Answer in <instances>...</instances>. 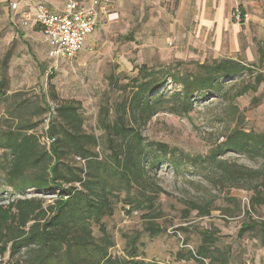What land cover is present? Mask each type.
Returning <instances> with one entry per match:
<instances>
[{"label": "trees", "instance_id": "1", "mask_svg": "<svg viewBox=\"0 0 264 264\" xmlns=\"http://www.w3.org/2000/svg\"><path fill=\"white\" fill-rule=\"evenodd\" d=\"M30 31L40 35L38 27ZM8 58L6 54L0 72V190L16 197L0 195V264H154L145 261L134 244L123 257L113 256L114 241L103 219L121 203L127 213H142L151 237L163 232L155 220L162 217L157 197L166 193L154 171L164 163L174 173L186 172L208 185V198L182 200L183 220L192 211L198 218L216 210L228 217L242 211L245 217L238 236L248 234L264 248V222L251 216V210L264 204V131L247 129L235 104L237 98L264 84V49H258V59L252 64L212 58L186 64H143L135 67L134 75H122L123 83L113 76L109 86L118 95L111 101L108 93L98 106L96 133L84 129L80 103L60 100L51 84L48 95L9 93ZM170 84L175 88L169 90ZM46 97L54 103L46 131L54 139L49 150L40 141L49 112ZM206 98L224 103L218 121L225 129L210 141L205 155L184 153L144 137L143 130L155 115L187 118L196 102ZM227 153L256 166L224 159ZM230 189L250 194L248 209L242 210L240 201L228 193L220 195ZM220 196L227 203L223 209L214 206ZM93 227L98 228L97 238ZM178 230L187 229L180 226ZM198 233L199 245L179 253L180 260L231 263L230 249L217 245V231ZM5 258L12 263H2Z\"/></svg>", "mask_w": 264, "mask_h": 264}, {"label": "rangeland", "instance_id": "2", "mask_svg": "<svg viewBox=\"0 0 264 264\" xmlns=\"http://www.w3.org/2000/svg\"><path fill=\"white\" fill-rule=\"evenodd\" d=\"M161 4L159 0H112L110 11L116 12L117 18L101 21L76 59L56 61L49 58L48 48L41 43L38 33L13 30L7 10L0 3V72L3 66L1 62L8 54L6 74L9 93L23 91L32 95H48L51 84L60 100L80 103L84 129L88 133H96L94 127L98 106L108 93L111 101L118 95L109 86L111 77L123 83L122 75H134L135 67L143 64L150 67L212 59L202 60L194 47L181 43L184 38L165 33L164 22L157 20L155 9ZM254 41L252 57L246 60L241 56L244 63L257 61L258 49H264V33L255 37ZM174 88L168 85L169 90ZM46 101L48 106L54 104L48 97ZM235 104L245 119L247 129L264 131V84L256 91L237 98ZM223 108L224 103L218 98H206L196 102L194 111L187 118L159 113L146 125L143 135L150 141L166 143L184 153L205 155L210 148V141L219 137L225 129V125L218 121ZM223 158L249 167L256 166L234 153H227ZM154 174L156 182L166 193L157 197L162 217L155 220L163 232L151 237L145 231L146 224L141 212L127 213L121 203H116L112 215L103 219L114 241L110 249L113 256L123 257L128 246L134 244L138 254L154 264H195L193 261L180 260L179 253L194 250L200 242L198 231L207 229L217 231L219 247L230 249V264H264V248L258 241L248 234L241 237L237 234L245 217L242 211L228 217L216 210L203 218L196 217V212L192 211L189 218L183 220L181 210L185 206L182 200L208 198V185L186 172L174 173L168 163L159 166ZM187 181H193L194 185ZM6 191L0 190L3 198L16 197ZM211 193L216 195L217 192L211 190ZM224 193L238 199L242 210L248 209V192L230 189L220 195ZM49 198L46 196V199ZM214 206L223 209L227 203L220 196L214 201ZM251 216L264 222V204L251 210ZM180 226L187 230H178ZM92 229L94 237H99L98 228ZM2 263L12 262H7L5 258Z\"/></svg>", "mask_w": 264, "mask_h": 264}, {"label": "crops", "instance_id": "3", "mask_svg": "<svg viewBox=\"0 0 264 264\" xmlns=\"http://www.w3.org/2000/svg\"><path fill=\"white\" fill-rule=\"evenodd\" d=\"M6 1L0 0L6 10ZM45 3L58 11L62 0H29ZM157 5V20L164 22V30L172 37H182L181 43L194 47L205 58L246 60L252 57L254 38L264 33V0H172ZM159 4V3H158ZM249 15L247 24L232 19L234 8ZM32 10L27 3L20 6ZM30 30V29H27ZM224 56V57H223Z\"/></svg>", "mask_w": 264, "mask_h": 264}, {"label": "built area", "instance_id": "4", "mask_svg": "<svg viewBox=\"0 0 264 264\" xmlns=\"http://www.w3.org/2000/svg\"><path fill=\"white\" fill-rule=\"evenodd\" d=\"M28 1H6L10 25L14 31L38 27L41 43L47 46L49 58L56 61L76 59L100 22L117 18V13L110 11L112 0H62V7L58 11L51 10L43 2L28 3ZM24 3H27L32 10H22L20 6ZM231 16L238 24L249 22V15L237 7L232 10ZM53 114L54 106L50 104L44 121V130L40 136L41 144L47 150L54 143V139L46 135L48 122ZM77 160L83 163L79 158Z\"/></svg>", "mask_w": 264, "mask_h": 264}]
</instances>
